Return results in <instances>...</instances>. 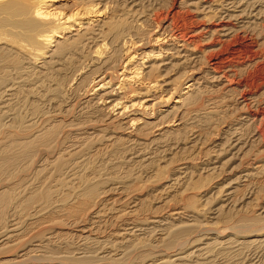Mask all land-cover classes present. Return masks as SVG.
<instances>
[{"label":"bare ground","instance_id":"6f19581e","mask_svg":"<svg viewBox=\"0 0 264 264\" xmlns=\"http://www.w3.org/2000/svg\"><path fill=\"white\" fill-rule=\"evenodd\" d=\"M158 1L0 0V264H264V0H179L215 22L207 43L233 40L221 60L171 21L140 34ZM76 58L66 93L47 84ZM22 95L28 112L58 102L21 124ZM223 116L204 140L200 123ZM100 153L123 162L81 180ZM195 173L210 180L198 196ZM142 178L160 185L157 206Z\"/></svg>","mask_w":264,"mask_h":264},{"label":"rangeland","instance_id":"374dc122","mask_svg":"<svg viewBox=\"0 0 264 264\" xmlns=\"http://www.w3.org/2000/svg\"><path fill=\"white\" fill-rule=\"evenodd\" d=\"M180 1L179 0H159L157 5H153V4H150V5H146L145 6V9H143L141 12H143L142 16H146L148 17H151L149 18V23L146 22L144 23V25L142 26L141 28V32L140 34H147L153 27V24L155 25L156 22H160L161 23H164V22H169L171 21L172 23V26L173 28L175 29V31L178 33L180 31L183 32V30L185 29L187 31V34L189 35V37H191L192 39H194L196 41V45H197V49L199 51L201 50H204L206 49L207 47L209 46H216V49H219L220 46L218 45L219 42L221 40L218 39H215L213 41H210L207 43V41H205V38L208 36L205 32H201L202 29H205L206 30L210 29V28H215L216 24L215 22L213 21L212 23H209V21H205L206 19H200L198 17V14L191 11L190 8H181L180 7ZM154 9V10H153ZM115 11V9H114ZM113 12V10H112ZM148 13V14H147ZM140 14V13H139ZM165 17V19L163 18ZM167 17V18H166ZM140 20L142 17H138ZM137 18V19H138ZM152 19V21H151ZM162 19V20H161ZM164 19V20H163ZM143 21H145L144 19H142ZM141 20V21H142ZM164 21V22H163ZM148 23V24H147ZM152 23V24H151ZM170 23V22H169ZM174 24V25H173ZM150 25V26H149ZM197 32H201L200 34H197ZM195 34V35H194ZM55 40V39H54ZM137 41V40H135ZM228 42V41H227ZM226 49V51L223 50ZM223 48H220L219 51H213V52H207L206 54V58H209L211 56H214L216 57L217 60H221V59H226V58H231L233 56V53H234V50H236V46L235 44L233 43V40L229 41L228 43H226V47L225 45L223 46ZM110 48H108L109 50ZM209 51L212 50V49H208ZM212 54V55H211ZM92 57V56H91ZM88 58V62L86 63H89V60L91 59ZM219 58V59H218ZM80 58H76L72 63L71 65H69L65 70H62V66L63 64H60L59 65V68L58 69H61L59 72H56V73H53L51 72L53 78L51 79L49 76V81L47 82V84H49V86H52L53 84H59L61 85V88H60V93H66L68 91V86L70 84V81L72 80V76L74 73H76L79 69L83 68V67H86L87 64H80ZM208 61V59H207ZM94 65V64H93ZM183 72L179 71L178 69L175 70V72H171L168 76L165 77V79L163 81H166L167 83L166 84H171L173 85V80L177 79L179 76H181ZM251 72L249 73H246L244 74L243 78L246 80L249 78L248 74L250 75ZM59 75V76H57ZM163 75H165V73H163ZM246 75V76H245ZM43 79V77L41 78ZM52 80H55L53 83ZM163 84V83H162ZM82 91V89H81ZM82 93V92H81ZM81 93H77V94H74L76 95L75 98H77L78 94H81ZM223 96V97H222ZM221 97L222 98H225L226 96L222 95ZM71 97V96H70ZM73 98V97H71ZM73 99L74 101L76 99ZM25 101H24V100ZM226 99H229L228 97H226ZM27 99H25V95H22L21 99H20V106L18 107L19 109L16 111V113L19 115V118L18 120L21 122V124H25L27 121H28V116H30V114L34 113V115L37 117V116H40V115H44V112H48V109L49 111L52 113L54 112L55 110L53 109V107L56 106V103L58 102L57 100L56 101H53L52 103H49L47 104V106H43L41 107L40 106V110H34V112L30 111L28 112L29 110L26 109V107L24 108V106H26V104H24V102H26ZM31 100V98H29V100H27V104L28 102ZM72 100V101H73ZM23 101V103L21 102ZM205 106V105H204ZM23 107V108H22ZM22 108V109H21ZM208 107L205 106L204 109H207ZM78 112L79 110H77L76 112V115L75 117L78 115ZM30 113V114H29ZM40 113V114H39ZM229 117H230V114H228ZM83 120L84 117L80 116L78 117V119ZM224 116H223V119L220 120L221 118H219V120H217L216 122L215 121H212L210 124L206 125V124H203V122L200 123L201 125V128L203 129L204 131V140L206 141H216L218 139V137L216 136V134L221 131V129L225 130L226 128V125H224L225 123L223 122L224 121ZM231 118V117H230ZM23 122V123H22ZM45 126V125H43ZM42 126V127H43ZM208 127V128H207ZM208 129V130H207ZM112 132V131H111ZM118 133H121L120 131H117ZM206 132V133H205ZM116 134V133H115ZM117 135V134H116ZM216 139V140H215ZM223 139V137L221 138V140ZM220 143V142H219ZM208 144V143H207ZM91 151V149H90ZM59 152V151H57ZM100 155V156H99ZM101 155H102V158H101ZM182 156V155H181ZM110 157V158H109ZM115 157V158H114ZM232 157V155H226L223 157L222 159V163H224L225 161H227L228 159H230ZM100 158V159H99ZM108 158V160H107ZM113 158V159H112ZM107 161V162H106ZM114 163H112V162ZM123 162V156L122 155H115V154H107L105 155L104 153H100L98 154L96 157H94L90 162L89 164H87L86 168L82 169L81 171H78V176L80 175V179L83 180V178H93L95 175H99V174H104L106 173L108 169H111V168H116L117 166H121ZM219 162H220V159H219ZM236 163V164H235ZM238 163V164H237ZM113 164V165H112ZM240 164V161H238V159H235L233 160L229 165H227L226 168L223 169V175L219 178L216 179L217 183L213 186V188H211V190H209L210 194H209V197L211 196V194H214L218 188L220 187H223L224 185L228 184L229 181H227L231 175H228V173L233 169L235 168V166H239ZM116 166V167H115ZM159 166L160 167H166L164 164H160L159 163ZM158 166V167H159ZM233 166V167H232ZM111 167V168H110ZM158 169V168H157ZM76 171V172H77ZM228 171V172H227ZM85 175H84V173ZM238 171H236L235 173H237ZM82 173V174H80ZM205 175V174H204ZM206 176H202L201 177V180L200 178L198 177V173H195L193 174V182L191 183V187L193 189H195V191H193V193L191 194L192 191H189L187 193H185L184 195H182L184 198H186V196H190L191 195H196L198 196L199 193L198 191L199 190H196V188H200L202 186H205L208 184V182L210 180H208L209 178L205 179ZM150 178V177H149ZM203 178V179H202ZM144 180V182L146 183V189L141 193L140 196H143L144 199H146V207H150L152 208L153 206H157V202H160L162 201L161 198H160V192L158 191V189L160 188L159 186L160 185H153L154 183L151 181H148V178L147 179H143L142 178V181ZM223 180V181H222ZM148 181V182H147ZM153 183V184H151ZM224 184V185H223ZM153 192V193H152ZM156 192V193H155ZM68 194V193H67ZM198 194V195H197ZM151 195V196H150ZM154 195V196H153ZM150 196V197H149ZM159 196V197H158ZM181 196V195H179ZM68 197H65V198H62L58 201H61V200H65L67 199ZM158 200H157V199ZM160 198V199H159ZM172 198H176V197H170V201L172 200ZM182 198V197H181ZM179 199V197H177L175 199V201H177ZM205 200V199H204ZM251 201V200H250ZM201 202V203H200ZM199 203L203 206V201H199ZM248 203V202H247ZM213 205H211L210 207H212ZM264 206V204L262 205L261 204V207ZM209 207V206H208ZM209 207V208H210ZM232 207V206H231ZM230 207V208H231ZM261 207H259L258 209H253L252 205L251 206H248V210L251 211V213L249 214L250 216H254V211H258L257 214H261L263 213V210H260ZM219 227H223V225H220ZM248 236H251V235H248ZM246 252V251H245ZM0 258L1 259H6L7 255L3 254V252L0 251ZM250 253H246V258L249 259L251 257H253V255L251 254L250 257L249 255ZM264 253H262V260H264Z\"/></svg>","mask_w":264,"mask_h":264}]
</instances>
